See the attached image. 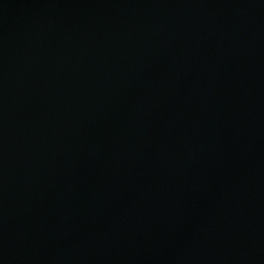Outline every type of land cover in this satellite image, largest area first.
Masks as SVG:
<instances>
[{"label":"water","instance_id":"95a60500","mask_svg":"<svg viewBox=\"0 0 264 264\" xmlns=\"http://www.w3.org/2000/svg\"><path fill=\"white\" fill-rule=\"evenodd\" d=\"M0 264H264V0H0Z\"/></svg>","mask_w":264,"mask_h":264}]
</instances>
